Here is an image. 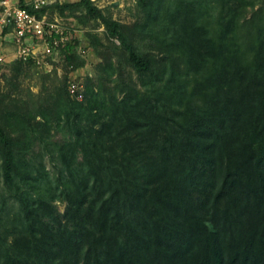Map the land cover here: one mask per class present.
<instances>
[{
  "label": "trees",
  "instance_id": "16d2710c",
  "mask_svg": "<svg viewBox=\"0 0 264 264\" xmlns=\"http://www.w3.org/2000/svg\"><path fill=\"white\" fill-rule=\"evenodd\" d=\"M138 1L159 16L161 0ZM79 5L121 39L135 71L158 63L92 0L36 13ZM190 13L200 8L175 14ZM222 18L216 38L203 25L181 26L188 39L170 53L163 93L136 94L97 128L74 122L76 138L58 149L62 213L51 188H39L40 171H21L0 124L3 175L19 202L12 230L0 234V264H264V29L246 60L230 40L233 19ZM79 43L61 47L71 68L86 61L77 60ZM181 61L211 70L188 87Z\"/></svg>",
  "mask_w": 264,
  "mask_h": 264
},
{
  "label": "rangeland",
  "instance_id": "374dc122",
  "mask_svg": "<svg viewBox=\"0 0 264 264\" xmlns=\"http://www.w3.org/2000/svg\"><path fill=\"white\" fill-rule=\"evenodd\" d=\"M73 2L51 0L50 4ZM92 2L104 16L122 24L120 30L127 40L158 62L152 70L135 71L126 58L121 39L109 35L102 21L90 16L82 5L47 10L50 19L79 29L69 37L80 42L77 60L86 58L82 65L71 68L62 54L52 61L50 69L11 58L0 67V124L13 138V151L20 157L21 171L26 174L32 167L34 173L40 171L39 188H51V201L60 213L65 210L66 201L61 198L59 189H55V176L61 166L58 149L76 138L75 121L97 128L125 104L132 107L136 94L164 92L171 83L170 72L175 66L170 62V53H182L183 41L188 37L181 34V26L188 21L203 25L210 30L209 35L216 38L222 16L232 18L236 28L230 33V40L238 43L246 60L252 56L251 47L258 27L264 29V0H161L158 18H154L155 8L148 15L138 0ZM199 8L200 16L190 13L188 20L175 14L179 9ZM179 67L182 72L183 67L186 68L188 74L182 77L190 81L188 87L195 77L201 79L211 70L205 67L195 72L193 66L189 67L184 61ZM71 81L77 83L82 97L70 93ZM2 165L0 145V234L12 230V218L19 210V202L4 178ZM15 180L18 181V176Z\"/></svg>",
  "mask_w": 264,
  "mask_h": 264
},
{
  "label": "built area",
  "instance_id": "2783aa9c",
  "mask_svg": "<svg viewBox=\"0 0 264 264\" xmlns=\"http://www.w3.org/2000/svg\"><path fill=\"white\" fill-rule=\"evenodd\" d=\"M77 1V0H73ZM51 0H0V67L9 59L31 62L50 69L61 47L68 43L72 32L79 30L72 24L50 19L45 9ZM68 90L82 97L75 81Z\"/></svg>",
  "mask_w": 264,
  "mask_h": 264
}]
</instances>
